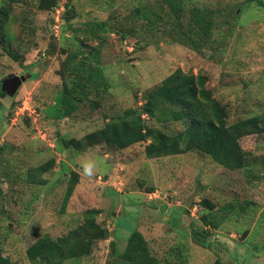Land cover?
<instances>
[{
	"label": "rangeland",
	"instance_id": "1",
	"mask_svg": "<svg viewBox=\"0 0 264 264\" xmlns=\"http://www.w3.org/2000/svg\"><path fill=\"white\" fill-rule=\"evenodd\" d=\"M5 1L0 0V6ZM69 3L77 16L60 24L62 9L54 15L38 11L37 0L11 1L8 32L14 38L0 43V84L9 74L30 77L15 95L0 97V253L13 264H32L26 251L38 238L65 236L95 210L107 238L95 243L90 255L63 264H114L111 242L114 252L121 253L133 232L145 239L158 264H211L217 258L224 264H264V134L241 139L248 166L235 171L198 152L148 159L145 144L78 151L65 149L61 139L83 140L108 119L139 107L144 93L177 69L206 76V88L227 109L228 124L264 115V0H186L188 6L215 13L212 42L199 52L160 35L146 43L150 38L122 40L106 31L100 35L104 42L99 63L109 90L104 100L94 99L101 101L100 108L83 104L69 117H56L62 88L60 48L81 50L79 34L62 41L72 35L67 26L119 20L142 4L166 7L160 0ZM50 45L54 54L47 53ZM182 127L169 125L173 131ZM50 159L55 164L41 176L45 184H29V170ZM89 159L98 163L91 177L82 173ZM72 173L79 182L63 206ZM202 201L227 218L209 231L207 248L192 235V230H202ZM228 205L232 209H225ZM239 206L244 211L239 212Z\"/></svg>",
	"mask_w": 264,
	"mask_h": 264
},
{
	"label": "trees",
	"instance_id": "2",
	"mask_svg": "<svg viewBox=\"0 0 264 264\" xmlns=\"http://www.w3.org/2000/svg\"><path fill=\"white\" fill-rule=\"evenodd\" d=\"M11 1L6 0L0 6V43H4L6 37L14 38L8 32L11 23ZM160 1L165 8L160 5L153 9L147 4H142L119 20L112 17L105 21H88L81 24L83 28L67 26L72 35L61 38L62 41L66 42L79 34L81 50L71 52L63 46L60 48L63 58L59 70L62 88L56 117H69L78 112L83 104L88 105L91 110L100 108L101 101L94 99L104 100V93L109 90V81L99 63L100 49L104 42L100 35L106 31L116 32L122 40L128 37L143 41L150 38L146 43L160 35L196 52L210 46L212 30L215 27L213 11L195 5L188 6L186 0ZM36 7L40 12L54 15L58 8L62 9L58 14L60 24L77 16L69 0H37ZM184 22L187 23L183 25ZM94 41H97L96 45H92ZM54 52L55 46L50 45L47 53ZM4 96L8 95L0 92V97ZM227 118L226 107L213 98L206 88V76L185 74L177 69L159 85L144 93L143 102L139 107L124 110L121 116L108 119L102 128L85 134L83 140L60 138L65 149L84 151L86 148L102 145L109 150H124L135 144H145L144 154L148 159L198 152L230 171L246 169V154L240 141L250 135L264 134V115L251 116L232 124L227 123ZM173 123L183 125L182 130H171L169 125ZM54 164L55 160L50 159L30 169L27 182L45 184L41 176L50 171ZM78 182L79 176L72 173L63 206L73 194ZM149 191L153 192L154 189L150 188ZM200 205L206 211L200 217L202 230H192V235L198 238L202 247L207 248L210 243L207 240L209 231L217 230L227 218L218 212H212L214 206L208 201H202ZM225 209H232V205L226 206ZM238 210L244 211L241 206ZM96 213L97 211L90 210L84 217V223L65 236L56 239L49 236L38 238L27 249V260L32 264H63L65 260L90 255L95 243L107 238V231L95 220ZM111 247L115 257L114 264H158L157 259L150 254L145 239L137 232L129 236L121 253L114 252L113 242ZM0 264L13 263L0 253ZM211 264L224 263L217 258Z\"/></svg>",
	"mask_w": 264,
	"mask_h": 264
},
{
	"label": "water",
	"instance_id": "3",
	"mask_svg": "<svg viewBox=\"0 0 264 264\" xmlns=\"http://www.w3.org/2000/svg\"><path fill=\"white\" fill-rule=\"evenodd\" d=\"M30 77L28 73H19L17 75L9 74L0 84V92H5L9 97L15 95L23 82ZM197 193L195 190L194 194L188 198L185 202L186 205H189Z\"/></svg>",
	"mask_w": 264,
	"mask_h": 264
},
{
	"label": "clouds",
	"instance_id": "4",
	"mask_svg": "<svg viewBox=\"0 0 264 264\" xmlns=\"http://www.w3.org/2000/svg\"><path fill=\"white\" fill-rule=\"evenodd\" d=\"M98 169V163L95 160L89 159L82 164V173L87 177H91Z\"/></svg>",
	"mask_w": 264,
	"mask_h": 264
},
{
	"label": "built area",
	"instance_id": "5",
	"mask_svg": "<svg viewBox=\"0 0 264 264\" xmlns=\"http://www.w3.org/2000/svg\"><path fill=\"white\" fill-rule=\"evenodd\" d=\"M55 21H56V23L58 22V17L56 18V20H55Z\"/></svg>",
	"mask_w": 264,
	"mask_h": 264
}]
</instances>
